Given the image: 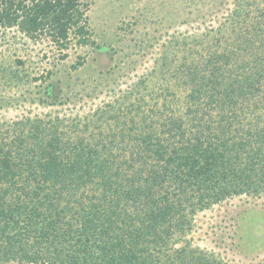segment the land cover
I'll list each match as a JSON object with an SVG mask.
<instances>
[{
    "label": "trees",
    "instance_id": "trees-1",
    "mask_svg": "<svg viewBox=\"0 0 264 264\" xmlns=\"http://www.w3.org/2000/svg\"><path fill=\"white\" fill-rule=\"evenodd\" d=\"M251 3L262 10L263 23L264 0ZM85 5L0 0V30L16 27L60 49L72 39L95 44ZM234 17L226 18L232 30L242 23ZM259 31L253 36L263 52L248 66L239 64L245 70L235 77L226 72L234 53L196 55L192 44L183 57L190 62L174 63L173 53L164 52L128 95L117 96L93 119L25 116L0 122V264H221L187 237L199 211L264 190V126L253 133L259 144L250 147L249 130L231 126L238 120L208 111L224 96L233 110L261 89L262 24ZM155 76L159 87L165 85L160 95L148 83ZM174 87L185 90L180 102ZM134 93L139 102L126 104Z\"/></svg>",
    "mask_w": 264,
    "mask_h": 264
},
{
    "label": "rangeland",
    "instance_id": "rangeland-1",
    "mask_svg": "<svg viewBox=\"0 0 264 264\" xmlns=\"http://www.w3.org/2000/svg\"><path fill=\"white\" fill-rule=\"evenodd\" d=\"M82 1L95 44L80 46L72 39L67 49H60L44 36L32 39L16 27L0 30V122L9 124L25 116L93 119L117 96L128 95L136 82L151 73L164 52L173 53L169 59L176 57L174 63L190 62L183 57L189 56L192 44L196 45V55L199 51L206 56L234 53L237 59L230 55L226 70L233 77L245 70L255 54L263 52L253 36L255 31L260 34L259 25L264 28V21L260 24L263 13L251 0ZM237 8L243 12L242 20ZM233 13L234 23L242 22L235 24V30L226 23ZM79 61L82 64L77 65ZM241 63L245 65L239 67ZM201 68L209 75L208 68ZM159 82L156 76L148 80L160 95L165 85L159 87ZM183 89L171 88L178 90V102L182 101ZM139 96L131 94L126 104H137ZM229 105L224 96L212 102L208 111L225 120L231 114L229 118L238 120L231 126H238L240 133L248 134L249 130L250 147H257L253 133L264 126V82L251 99L239 101L233 110ZM192 224L187 238L210 259L221 264L264 263V190L228 197L199 211ZM2 264L49 261L15 259Z\"/></svg>",
    "mask_w": 264,
    "mask_h": 264
}]
</instances>
